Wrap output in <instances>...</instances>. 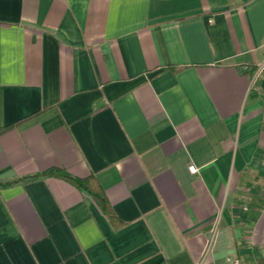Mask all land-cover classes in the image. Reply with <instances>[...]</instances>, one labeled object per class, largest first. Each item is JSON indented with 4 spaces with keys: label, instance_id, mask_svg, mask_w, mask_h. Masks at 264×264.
<instances>
[{
    "label": "crops",
    "instance_id": "0c3cea01",
    "mask_svg": "<svg viewBox=\"0 0 264 264\" xmlns=\"http://www.w3.org/2000/svg\"><path fill=\"white\" fill-rule=\"evenodd\" d=\"M201 259L264 261V0H0V264Z\"/></svg>",
    "mask_w": 264,
    "mask_h": 264
},
{
    "label": "trees",
    "instance_id": "16d2710c",
    "mask_svg": "<svg viewBox=\"0 0 264 264\" xmlns=\"http://www.w3.org/2000/svg\"><path fill=\"white\" fill-rule=\"evenodd\" d=\"M45 177L62 178L64 180L72 183L73 185H75L80 190H83V191L91 194L102 206H104V208L108 207L107 199H106L104 193H102L101 189H95L92 186L93 177H91V176L86 177V178L76 177V176L68 173L66 170L61 169V168L47 169L45 171L36 173L34 175L25 176V177H22L21 179H17V180L11 181V182H15L18 180H25V181L26 180H33V179L45 178ZM262 264H264V261H262Z\"/></svg>",
    "mask_w": 264,
    "mask_h": 264
},
{
    "label": "built area",
    "instance_id": "2783aa9c",
    "mask_svg": "<svg viewBox=\"0 0 264 264\" xmlns=\"http://www.w3.org/2000/svg\"><path fill=\"white\" fill-rule=\"evenodd\" d=\"M262 68H263V65H259L258 66V69H256V73L254 74L253 80L256 79L257 75L260 73ZM189 170L190 171H195V167L194 166H189ZM209 247H210V245L207 247L206 251L208 250ZM206 251H205V254H206ZM196 264H204L203 259H201V261H199ZM230 264H238V262L236 260H230Z\"/></svg>",
    "mask_w": 264,
    "mask_h": 264
}]
</instances>
